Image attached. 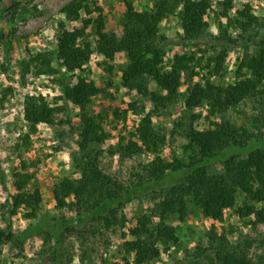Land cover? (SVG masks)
I'll return each instance as SVG.
<instances>
[{
  "label": "trees",
  "instance_id": "trees-1",
  "mask_svg": "<svg viewBox=\"0 0 264 264\" xmlns=\"http://www.w3.org/2000/svg\"><path fill=\"white\" fill-rule=\"evenodd\" d=\"M122 2L124 21L121 30L109 32L105 27L101 0H70L60 9L63 18L58 21L56 53L37 52L22 62L26 70L33 64L37 73L52 77L51 81L59 85L61 92L54 99L42 95L26 97L24 116L30 131L35 132L41 124L53 125L59 120L69 124L71 132L76 131L78 135L75 140L77 173L62 178L51 190L56 207L67 209L72 215L39 214L43 195L39 189L28 188L31 174L22 159L20 168L13 171L14 192H8V202L4 206L11 215L24 209V216L33 221L21 229L0 227V241L20 247L31 237H43L51 243L49 255L54 263L67 234L80 231L81 226L93 221H101L106 227L117 224L125 227V205L149 191L158 193L160 200L149 215L140 216L137 225L130 229L135 238L124 242L125 255L107 264H150L159 257L163 249H168V243L178 241L175 229L166 223V217L176 212L183 218L188 200L199 205L204 216L211 220L214 232L223 224L228 208H234L242 218L251 217L254 226H264V132L261 127L257 132L250 131L225 117L247 99L264 94V15H255L247 5L237 16L228 18L229 26L238 29L236 37L227 29H221L219 40L244 48L236 79L222 84L216 83L211 76L220 72L227 56L225 50H215L205 64L202 59L207 49L200 48L204 54L199 57L175 52L171 65L165 64L169 38L161 31L162 22L177 14L183 39L198 42L206 38L210 0H153V7L141 10L136 9L132 0ZM225 4L231 5V1ZM82 10L87 16H82ZM80 19L82 25L78 26L75 22ZM91 26L95 29L98 50L108 58H114L119 51L126 52L128 64L122 72L123 87L149 97L156 107H165L180 95L181 87L186 84L185 72L193 76L199 73V66L207 70L202 80L187 86L183 100L186 113L178 126L182 127L187 140L183 146L184 157L169 161L163 158L161 152L166 135L153 125L149 113L142 116L136 126L137 140L125 145L120 141L113 150L124 156L144 152L151 155L137 172L136 181L129 183L120 181L101 166L100 157L108 132L103 127L102 115L89 108L93 98L101 92L85 68L92 53V43L86 39ZM2 37L0 33V42ZM210 47L213 48V44ZM243 68L249 71L248 74ZM151 82L156 83V89L150 88ZM70 103L80 109L76 127ZM202 106H206L204 117L209 124L199 129L194 122L203 114L194 113V110ZM118 112L115 110L117 116L120 115ZM60 113L64 115L61 120L58 118ZM126 114L127 110L121 116L126 118ZM255 122L259 124V118ZM28 137L26 135V141ZM215 163H220L222 169L212 173L210 166ZM0 178L7 190L1 162ZM175 180L177 182L170 185ZM238 193L249 202L238 205ZM155 217L159 218L158 222H154ZM160 242L166 243V247L162 249ZM213 250L216 252L212 264H258L247 253L229 249L223 243ZM84 264L93 262L89 259Z\"/></svg>",
  "mask_w": 264,
  "mask_h": 264
},
{
  "label": "rangeland",
  "instance_id": "rangeland-1",
  "mask_svg": "<svg viewBox=\"0 0 264 264\" xmlns=\"http://www.w3.org/2000/svg\"><path fill=\"white\" fill-rule=\"evenodd\" d=\"M69 1L0 0V33L3 35L0 42V162L6 173L7 187L6 190L0 178V227L6 230L8 226L21 229L33 221L24 216V209H19L16 215H11L4 206L8 202V192H14L13 171L20 168L22 159L27 163V170L31 174L28 188L39 189L43 195L39 214L72 215L69 210L56 207L51 190L62 178L77 173L75 158L78 149L75 140L78 135L76 131L71 132L69 124L59 120L53 125L41 124L35 132L30 131L29 122L24 116L26 97L42 95L54 99L61 92L59 85L51 81L52 77L37 73L33 64L26 70L22 63L37 52L56 53L58 21L63 18L60 9ZM132 1L138 10L154 6L153 0ZM227 1L210 0L206 16V38L198 42L183 39L177 14L162 22L161 31L169 38L166 66L171 65L175 52H187L199 57L204 54L199 51L200 48L207 49L202 59L205 64L207 58L217 50H225L227 56L223 60L222 68L219 73H213L211 79L222 84L236 79L244 48L242 45H228L219 40L222 36L221 29H227L236 37L238 29L229 26L228 18L237 16L247 5L255 15L263 16L264 0H229L231 5L225 4ZM101 4L106 30L119 32L124 21L122 0H101ZM81 13L83 17L87 16L84 10ZM75 24L81 26L82 20L76 21ZM94 30L91 26L86 37L92 43V53L85 68L86 74L101 88V92L93 98L89 106L90 111L102 115L103 127L108 132V139L103 145L104 151L100 157L101 166L120 181L129 183L136 181L137 172L151 155L144 152L124 156L113 150L120 141L125 145L131 140H137L136 126L142 116L149 113L153 125L166 135V143L161 152L163 158L169 161L175 157H184L183 146L187 140L182 134V127L178 126V122L183 120L186 113L183 100L187 86L202 80L207 70L199 66V73L196 75L189 76L185 72L183 76L186 84L181 87L180 95L165 107H156L149 97L123 87L122 72L128 64L126 52L119 51L114 58H108L98 50ZM212 44L213 48L210 47ZM243 72L248 74L249 71L243 68ZM68 81L72 82V79ZM156 87L155 82L150 83L151 89ZM70 107L76 127L80 109L73 103H70ZM205 108L206 106H202L194 110V113L203 114L194 122L199 129L206 128L209 124L204 117ZM115 110L119 111L120 115L117 116ZM125 110L127 114L126 118H123L121 113ZM225 117L250 131L257 132L258 127H261L264 132V94L247 99L238 109L230 110ZM58 118L61 120L64 115L60 113ZM216 118L220 119L219 116ZM258 118L259 124L255 122ZM26 135L29 136L28 141L25 140ZM221 169L220 163L210 166L212 173ZM174 182L177 180L172 181L170 185ZM158 196V193L149 191L127 203L124 207L127 218L125 227L118 224L106 227L101 221H93L87 226H81L80 231L73 230L63 240L56 263L49 255L51 243L43 237L34 236L20 247L0 241V264H65L68 261L84 264V261L89 259L93 264L118 261L125 255L124 242L135 238L130 229L137 225L140 216L149 215L151 208L160 200ZM237 196L238 205L249 202L243 194L238 193ZM158 220V217L154 218V222ZM165 221L175 229L178 241L168 243V249H163L166 243L160 242L163 250L150 264H176L180 261L185 264H212V257L216 252L213 249L220 243L229 249L242 250L258 264H264V226H254L251 217H240L234 208L226 210L225 220L215 232L212 230L211 220L205 217L199 205L191 200H188L187 212L183 218L175 212L169 214Z\"/></svg>",
  "mask_w": 264,
  "mask_h": 264
}]
</instances>
